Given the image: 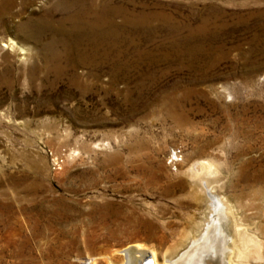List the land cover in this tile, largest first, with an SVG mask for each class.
Here are the masks:
<instances>
[{
    "label": "rangeland",
    "instance_id": "obj_1",
    "mask_svg": "<svg viewBox=\"0 0 264 264\" xmlns=\"http://www.w3.org/2000/svg\"><path fill=\"white\" fill-rule=\"evenodd\" d=\"M54 2L0 11V264H125L130 245L170 264L207 213L203 160L264 264V0H107L166 18L111 40L98 67L54 54L69 28ZM38 18L36 40L22 26ZM204 21L190 57L173 46Z\"/></svg>",
    "mask_w": 264,
    "mask_h": 264
},
{
    "label": "bare ground",
    "instance_id": "obj_2",
    "mask_svg": "<svg viewBox=\"0 0 264 264\" xmlns=\"http://www.w3.org/2000/svg\"><path fill=\"white\" fill-rule=\"evenodd\" d=\"M106 1L102 0L99 3L98 0H55L52 7L56 10L67 12L59 24L69 23L68 29L58 28L64 30V38L60 41L63 46L62 54L54 53L57 58L60 57L67 64L73 66L92 65L98 67L107 62L110 50L109 47L103 49V46L107 45L111 40H124L123 38H125L126 33L131 32L132 29H136L134 28L135 26L152 29L150 27L151 21L154 19L164 20L166 18V16L158 12H135L132 9L113 7L107 4ZM9 3H11V0H2L0 11L4 10ZM116 15H121L120 22L115 21L114 16ZM48 21L41 18L32 22L28 20L22 28L26 30L28 36L36 40L41 39L49 29ZM206 26V21L201 23L198 28L186 26L187 34L180 39H171L173 46L175 48L176 46L178 47L179 41L186 46L189 45L190 42H193L192 37L195 32L204 30ZM127 27L131 29L125 30ZM160 28L162 26H159ZM53 43H56V41H53ZM9 44L13 46L15 42L10 39ZM193 47L189 45L187 48L190 49H186L185 51L189 57L194 53ZM19 49L20 51L23 50L21 47ZM123 68L125 66H118L115 67V70L120 72L124 70ZM81 89H83L82 91H87L88 87L86 85L85 87H81ZM177 105H179V102L175 100L168 104L167 110L170 115H173L172 110ZM191 168L194 169V176L198 178L201 184V191L207 193V213L201 222L197 224L195 234L185 242L175 256L169 257V263L251 264L249 263L250 260L247 259V245L251 244L254 247H259L260 241L243 232L241 234L238 233L237 237L233 228L230 230L228 226L229 216L227 217V215H231L232 213L231 205L224 196H218V194L211 192L214 188L208 185L209 181L206 179V176L217 174L214 165L203 160L194 163L193 166L191 165ZM239 244H242V246H239ZM121 252L125 253V258L127 259L125 264H143L145 257L150 258L151 264H159L156 252L151 249H144L141 245H130L121 250ZM256 254V260L260 259L261 256L258 250ZM234 258H237V260ZM88 259L91 262L95 260V258L91 259L90 256L86 257L85 260L87 261ZM109 262L116 264L111 259H109Z\"/></svg>",
    "mask_w": 264,
    "mask_h": 264
},
{
    "label": "water",
    "instance_id": "obj_3",
    "mask_svg": "<svg viewBox=\"0 0 264 264\" xmlns=\"http://www.w3.org/2000/svg\"><path fill=\"white\" fill-rule=\"evenodd\" d=\"M143 264H151L150 258L149 257H145L144 260H143Z\"/></svg>",
    "mask_w": 264,
    "mask_h": 264
}]
</instances>
